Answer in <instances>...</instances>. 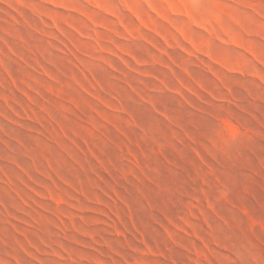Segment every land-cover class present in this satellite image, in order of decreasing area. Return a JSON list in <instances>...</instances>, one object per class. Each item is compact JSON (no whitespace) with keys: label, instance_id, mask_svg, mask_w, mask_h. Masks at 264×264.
Returning a JSON list of instances; mask_svg holds the SVG:
<instances>
[{"label":"rangeland","instance_id":"1","mask_svg":"<svg viewBox=\"0 0 264 264\" xmlns=\"http://www.w3.org/2000/svg\"><path fill=\"white\" fill-rule=\"evenodd\" d=\"M0 264H264V0H0Z\"/></svg>","mask_w":264,"mask_h":264}]
</instances>
